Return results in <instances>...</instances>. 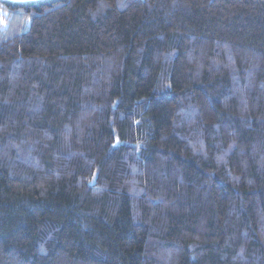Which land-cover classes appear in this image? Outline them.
<instances>
[{
	"label": "trees",
	"instance_id": "16d2710c",
	"mask_svg": "<svg viewBox=\"0 0 264 264\" xmlns=\"http://www.w3.org/2000/svg\"><path fill=\"white\" fill-rule=\"evenodd\" d=\"M0 7V264H264V0Z\"/></svg>",
	"mask_w": 264,
	"mask_h": 264
},
{
	"label": "water",
	"instance_id": "95a60500",
	"mask_svg": "<svg viewBox=\"0 0 264 264\" xmlns=\"http://www.w3.org/2000/svg\"><path fill=\"white\" fill-rule=\"evenodd\" d=\"M13 1H31V0H13Z\"/></svg>",
	"mask_w": 264,
	"mask_h": 264
},
{
	"label": "rangeland",
	"instance_id": "374dc122",
	"mask_svg": "<svg viewBox=\"0 0 264 264\" xmlns=\"http://www.w3.org/2000/svg\"><path fill=\"white\" fill-rule=\"evenodd\" d=\"M2 11H3V8L0 7V12H2ZM0 18H2V16H0Z\"/></svg>",
	"mask_w": 264,
	"mask_h": 264
}]
</instances>
